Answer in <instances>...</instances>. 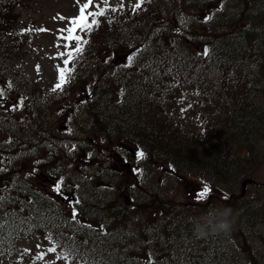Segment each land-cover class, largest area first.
<instances>
[{"label":"trees","instance_id":"obj_1","mask_svg":"<svg viewBox=\"0 0 264 264\" xmlns=\"http://www.w3.org/2000/svg\"><path fill=\"white\" fill-rule=\"evenodd\" d=\"M206 15L211 20L205 22ZM6 19L0 13V77L6 72L13 80L16 96L21 87L29 106L22 120L0 112V156L7 158L0 187L8 186L13 198L0 204V212L18 210L17 201L29 199L33 204H25L21 218L29 209L38 212L28 224L9 222L0 257L19 238L44 239L50 231L62 240L71 208L52 202L43 183L63 176L80 186L82 203L76 207L82 224H103L110 234L79 227L77 239L84 240L86 232V249L95 250L102 264H147L148 253L154 264H221L222 258L229 264H264V247L257 250L261 242L254 239L264 225V179L251 177L252 166L264 163V0H150L124 16L111 12L86 37L72 79L54 98L37 94L27 82L20 85L18 72L4 66L18 48L8 33L13 18ZM134 49L142 61L123 67ZM150 67L161 75L148 71L147 77ZM57 122L71 133L59 132ZM62 138L77 141L80 154L61 151L69 159L48 154L38 163L16 159ZM123 146L145 153L137 171L124 173L119 159L111 157L127 155ZM11 150L18 152L7 155ZM22 165L38 169L35 177L21 174ZM186 176L211 189L204 209H232L229 236L195 234L200 216H187L189 208L181 203ZM89 177L103 186H93ZM259 237L264 242V235Z\"/></svg>","mask_w":264,"mask_h":264},{"label":"snow or ice","instance_id":"obj_2","mask_svg":"<svg viewBox=\"0 0 264 264\" xmlns=\"http://www.w3.org/2000/svg\"><path fill=\"white\" fill-rule=\"evenodd\" d=\"M150 2V0H136V3L131 6L132 12H136L142 8V5L145 3ZM76 4L78 5V14L72 17H63L59 16L54 17V19H59L61 21H66V26L59 29V36L58 39L62 41V43L57 44V49L59 50L57 57L62 61L63 66L60 64L55 65V71L57 72V79L53 87L50 89L51 92H62L67 85V83L72 79L75 71V61L79 56H81L84 52L85 46L89 43V40L86 38L90 35L95 28L99 27L100 25V18L104 17L106 13L109 11L115 13L118 10H123L124 4L123 0H120L119 9L117 7H109V0H100L99 3H95L94 0H76ZM101 4L103 6H101ZM222 7V6H221ZM95 10H91V9ZM211 16H205V22L211 20ZM111 23V20H109ZM38 32L44 33L49 31L44 27H36V28H24L21 34L24 33H31V32ZM179 31V29H177ZM80 33H84L85 35L82 36ZM136 50L134 49L132 53H129L126 56V62L124 63L123 67L130 68L132 67L135 59H136ZM204 56L209 55L208 48H204L202 51ZM107 62V61H106ZM71 65V67H70ZM36 71L39 74L40 72V65H36ZM171 71V69H169ZM6 87L8 89L12 88L11 82H6ZM122 94V93H121ZM5 97V87H0V100H3ZM24 100L20 99L17 103L10 106L9 110L15 111L19 110L24 107ZM191 105H189L190 107ZM184 111V109H182ZM70 119V118H69ZM71 129H68V132L71 133ZM75 146H73L74 149ZM72 149H70L71 151ZM137 160H143L145 158V153L143 151H137L136 153ZM0 163H3V160H0ZM38 163V161H37ZM171 167V166H169ZM6 169L0 168V172L5 171ZM38 171V169H33V172L27 173L30 177L33 175L34 172ZM65 184V178L60 176L56 178L51 187L53 192L57 193L58 195H62V190ZM78 187V185H76ZM9 191L8 186L0 187V204L10 202L13 198L7 195ZM211 189L205 183L202 188L196 193L195 199L197 201H205ZM63 199L67 200L69 203V207L71 208V215L68 221L65 223L66 231L61 233V239L54 238L53 233L46 232L44 239L48 242L50 246L46 247L41 251H37L33 256V261H45V258L50 253H57V249H61L59 253L56 255L55 260L48 261L47 264H56V261H63V264H102V261H96L94 258L95 250L91 252L86 249V245L89 242L87 238V233L85 232V239L78 240L77 235L79 234V227H86L89 230H96L99 234L108 236L110 235L104 228V225L101 224L98 226H94L92 224L84 225L79 220V211L76 205L82 203L79 197L75 198L74 200L69 199L67 196H63ZM18 210H13L12 212L3 211L0 212V248H2L3 244L9 239L8 236L5 235V230L9 225V222L15 223L17 225H23L30 223V218L38 209L32 208L29 209V215L27 217L21 218L20 213L26 211L25 204L32 205L33 201L29 199L27 202H20ZM47 219V217H45ZM73 225H77L78 227H73ZM39 225H32V227H37ZM46 226V225H45ZM58 225H54L57 227ZM19 228L14 229V231L18 234ZM30 230V229H29ZM63 241H66L63 242ZM41 245H37V249H40ZM81 248H85L82 252ZM32 252L31 249H23L21 252V257L24 254H30ZM2 254V253H0ZM111 255V253H109ZM147 264H154L153 257L151 253L147 254Z\"/></svg>","mask_w":264,"mask_h":264},{"label":"rangeland","instance_id":"obj_3","mask_svg":"<svg viewBox=\"0 0 264 264\" xmlns=\"http://www.w3.org/2000/svg\"><path fill=\"white\" fill-rule=\"evenodd\" d=\"M27 1L28 0L25 1L24 7L15 14L19 19V25L23 28L44 27L49 31L44 33L35 31L24 33L25 46L21 51L22 59L15 61L13 66L38 86L50 88L53 87L57 79L55 65L60 64L63 66L62 61L56 58L58 51L63 49L58 50L56 45L62 43V41L58 39V30L66 26V21H61L58 18L54 19V17H58V15L63 17L77 15L78 5L76 4V0H31L29 3ZM94 2L99 3L100 0H94ZM133 2L134 0H123V10L130 8ZM119 4L120 0H109V7L119 8ZM101 6L103 5L101 4ZM17 30H21V27L19 26ZM36 65H40L39 74L36 71ZM145 71L146 73L149 71L152 76L161 75V73L153 67L145 69ZM35 91L38 92L39 89L36 88ZM146 91L147 90L143 88L142 92ZM161 170L162 172L165 171L164 169ZM253 173L254 172H251L252 178H254ZM256 174L260 178H264V163L261 164L260 170L256 172ZM185 181L187 183V190L182 195L181 203L189 208L187 216L192 213L193 217H197L198 215L201 217L207 211V208L204 209L202 202L192 203V198L195 199L196 193L201 185L198 181L188 176L185 177ZM258 228L260 232H264V225H258ZM37 245H41V248L37 249ZM257 245L260 246L259 243H257ZM46 247L48 246L39 239H21L14 246V249L0 259V264H34L33 256L35 253ZM25 248L31 249L32 252L30 254H24L21 257V252ZM57 254L58 252L50 253L46 256L45 261H35V264H47L48 261L55 260ZM56 264H63V261H56Z\"/></svg>","mask_w":264,"mask_h":264},{"label":"clouds","instance_id":"obj_4","mask_svg":"<svg viewBox=\"0 0 264 264\" xmlns=\"http://www.w3.org/2000/svg\"><path fill=\"white\" fill-rule=\"evenodd\" d=\"M235 219L233 211L228 206L214 205L197 220L194 225L195 234L204 237L209 231L229 235L233 229Z\"/></svg>","mask_w":264,"mask_h":264}]
</instances>
